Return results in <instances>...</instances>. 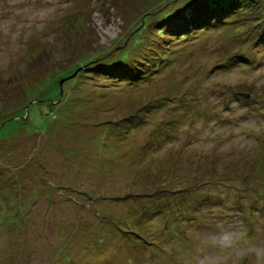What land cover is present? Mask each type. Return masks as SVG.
Instances as JSON below:
<instances>
[{
  "label": "rangeland",
  "instance_id": "374dc122",
  "mask_svg": "<svg viewBox=\"0 0 264 264\" xmlns=\"http://www.w3.org/2000/svg\"><path fill=\"white\" fill-rule=\"evenodd\" d=\"M185 2L0 0V264H264V6L135 42Z\"/></svg>",
  "mask_w": 264,
  "mask_h": 264
},
{
  "label": "trees",
  "instance_id": "16d2710c",
  "mask_svg": "<svg viewBox=\"0 0 264 264\" xmlns=\"http://www.w3.org/2000/svg\"><path fill=\"white\" fill-rule=\"evenodd\" d=\"M188 2L182 6L177 7L174 10L165 13L163 19H155L153 22L150 21H143V28L138 33L136 39V43L140 45L142 42H146L149 44V48L156 54L162 52V42L164 39H177L185 40L190 37V35L194 34L195 32L204 33L207 30L217 27L218 25L229 22V20L234 21L240 15H249L254 11H262V6H264V0H187ZM253 11V12H252ZM189 12V13H188ZM154 18V16H153ZM153 18H150L153 20ZM142 26V23L136 28L139 29ZM135 31V30H134ZM133 31V32H134ZM149 31H151L152 36L149 37ZM151 40V42L149 41ZM155 42V43H154ZM157 48V49H156ZM82 55L85 54V57H88V54L92 55L91 59H87V61L82 62L81 64L76 66V69L73 71L68 72L62 77L60 80H72L70 79L77 73V70L83 66H86L90 63H95L97 58L102 56V53H99L96 59H94L93 54H96L95 51L93 53L86 52L83 53L84 50L81 51ZM145 55V51H143ZM131 52L125 51L123 53V58L120 59L121 61L117 64L114 62L113 65L109 66L108 69L101 70V73L110 72L111 77H117L124 79L127 83H131L134 81L142 80L144 78H148L150 76L149 72H146L144 68H150L152 62H149L147 57H137L132 58ZM155 57V62H157L158 57ZM78 58H81L78 55ZM167 59L161 58V61ZM33 67V63L30 65ZM156 67V69H158ZM69 71V70H68ZM91 75L96 72V70L91 69ZM51 73H47L48 75ZM84 74V73H83ZM83 74H77L73 80H78V78L83 77ZM60 81V82H61ZM132 84V83H131ZM60 84L52 82L51 85H48V91H58L56 98L61 99L60 104L64 102L65 98L63 97L64 91L59 86ZM57 90V91H56ZM55 95V94H54ZM52 96V95H51ZM248 97V95H245ZM51 102V100H48ZM51 103L49 105H53ZM59 105V104H58ZM29 116V114H27ZM17 121L16 119H10L6 123H3L2 127L0 128V133L2 128L9 122ZM23 123V121H22Z\"/></svg>",
  "mask_w": 264,
  "mask_h": 264
},
{
  "label": "water",
  "instance_id": "95a60500",
  "mask_svg": "<svg viewBox=\"0 0 264 264\" xmlns=\"http://www.w3.org/2000/svg\"><path fill=\"white\" fill-rule=\"evenodd\" d=\"M78 74V72L74 75V76H72L71 78H74L76 75ZM70 78V79H71ZM67 80H69V79H67ZM65 82V80H63V81H61V83H60V86H61V88H62V84ZM63 91V90H62Z\"/></svg>",
  "mask_w": 264,
  "mask_h": 264
}]
</instances>
